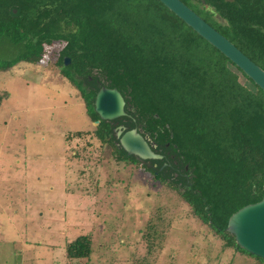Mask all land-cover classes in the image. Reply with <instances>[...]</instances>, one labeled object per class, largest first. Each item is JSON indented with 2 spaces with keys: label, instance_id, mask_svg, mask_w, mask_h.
Here are the masks:
<instances>
[{
  "label": "trees",
  "instance_id": "1",
  "mask_svg": "<svg viewBox=\"0 0 264 264\" xmlns=\"http://www.w3.org/2000/svg\"><path fill=\"white\" fill-rule=\"evenodd\" d=\"M181 1L264 70V0ZM52 42L62 43L55 63L93 123L101 85L123 97L124 115L99 119L92 137L175 189L226 249L264 264L224 229L232 212L264 195V92L158 0H0V45L15 48L0 71L38 63ZM116 125L136 128L162 157L127 155ZM63 249L69 262L88 259L89 238Z\"/></svg>",
  "mask_w": 264,
  "mask_h": 264
},
{
  "label": "rangeland",
  "instance_id": "2",
  "mask_svg": "<svg viewBox=\"0 0 264 264\" xmlns=\"http://www.w3.org/2000/svg\"><path fill=\"white\" fill-rule=\"evenodd\" d=\"M61 45L0 71V264H65L63 244L78 235L90 253L72 264H256L226 249L175 189L92 137L55 63ZM14 52L0 45L1 60Z\"/></svg>",
  "mask_w": 264,
  "mask_h": 264
},
{
  "label": "water",
  "instance_id": "3",
  "mask_svg": "<svg viewBox=\"0 0 264 264\" xmlns=\"http://www.w3.org/2000/svg\"><path fill=\"white\" fill-rule=\"evenodd\" d=\"M187 26L205 39L237 66L264 92V70L243 54L231 41L219 33L181 0H158ZM68 58H64L66 64ZM124 100L115 87L101 85L93 98V110L101 120H111L124 115ZM99 119L94 121L98 123ZM118 143L127 155L139 159H159L147 139L136 128L115 127ZM152 145V144H151ZM225 231L235 244L246 252L264 260V195L256 202L245 204L232 212L226 221Z\"/></svg>",
  "mask_w": 264,
  "mask_h": 264
},
{
  "label": "crops",
  "instance_id": "4",
  "mask_svg": "<svg viewBox=\"0 0 264 264\" xmlns=\"http://www.w3.org/2000/svg\"><path fill=\"white\" fill-rule=\"evenodd\" d=\"M65 243H66V242H65ZM65 243H64V244H65ZM64 244H63V248H64ZM62 254H63V256H64V249H62ZM64 258H65V260H66L65 264H66V263H68V264H72L73 261H70V262H69V261H67V259H66L65 256H64ZM30 264H33V263H30ZM36 264H40V262L37 261ZM52 264H53V263H52Z\"/></svg>",
  "mask_w": 264,
  "mask_h": 264
},
{
  "label": "flooded vegetation",
  "instance_id": "5",
  "mask_svg": "<svg viewBox=\"0 0 264 264\" xmlns=\"http://www.w3.org/2000/svg\"><path fill=\"white\" fill-rule=\"evenodd\" d=\"M116 126H118V125H116ZM122 126V125H121ZM148 162V161H147Z\"/></svg>",
  "mask_w": 264,
  "mask_h": 264
}]
</instances>
